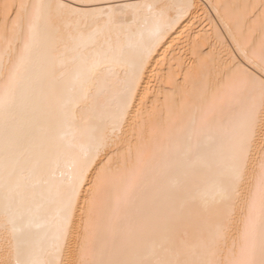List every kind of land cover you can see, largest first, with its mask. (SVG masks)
Returning a JSON list of instances; mask_svg holds the SVG:
<instances>
[{
    "label": "snow or ice",
    "instance_id": "snow-or-ice-1",
    "mask_svg": "<svg viewBox=\"0 0 264 264\" xmlns=\"http://www.w3.org/2000/svg\"><path fill=\"white\" fill-rule=\"evenodd\" d=\"M0 264H264V0H0Z\"/></svg>",
    "mask_w": 264,
    "mask_h": 264
},
{
    "label": "bare ground",
    "instance_id": "bare-ground-1",
    "mask_svg": "<svg viewBox=\"0 0 264 264\" xmlns=\"http://www.w3.org/2000/svg\"><path fill=\"white\" fill-rule=\"evenodd\" d=\"M204 2L207 3L208 0H204ZM218 2H221V0H218ZM222 2L244 3L245 0H222ZM212 15L214 16V13ZM193 20L196 21L195 27L189 28V25L192 24ZM185 29H187L188 31H185ZM188 32H194L190 40L188 37ZM210 32L212 33L211 37L208 36V33ZM216 37L217 33L215 31L214 23H210L209 20L205 18V16H200L199 19H197L196 16H193L191 17V19L187 20V23L183 24V27H180L179 32H177L176 35L168 41V43H179L182 47L178 48L177 51L185 50L183 46H186V50L189 54H191L193 49H205L210 41L213 43H217ZM218 42L220 44H223L224 48L227 49V45L231 43V37L227 32H224V34L220 36ZM167 47L168 45L165 44L164 49L167 50Z\"/></svg>",
    "mask_w": 264,
    "mask_h": 264
}]
</instances>
